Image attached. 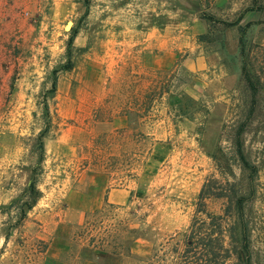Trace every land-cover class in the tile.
Segmentation results:
<instances>
[{"label": "rangeland", "instance_id": "1", "mask_svg": "<svg viewBox=\"0 0 264 264\" xmlns=\"http://www.w3.org/2000/svg\"><path fill=\"white\" fill-rule=\"evenodd\" d=\"M46 4L44 25L13 45L29 52L20 62L34 71L10 73L9 84L12 62L0 69V264H170L196 215L220 216L214 228L226 229L228 199L237 195L246 199L252 264H264V0ZM23 13L32 24L36 14ZM168 22L174 31L202 26L191 41L211 58L210 71L137 69L134 49ZM219 69L232 83L207 91ZM17 78L24 82L13 86ZM124 110L139 133L156 127L165 147L150 176L124 180L130 197L115 205L96 197L140 172L148 145L101 123ZM146 113L153 121L137 120ZM203 185L210 198L199 205ZM89 240L110 258L80 260Z\"/></svg>", "mask_w": 264, "mask_h": 264}, {"label": "crops", "instance_id": "2", "mask_svg": "<svg viewBox=\"0 0 264 264\" xmlns=\"http://www.w3.org/2000/svg\"><path fill=\"white\" fill-rule=\"evenodd\" d=\"M223 2L224 0H214V5H220ZM46 3L47 0H0V69L6 60L12 62L7 66L5 71L6 81L9 84H11L10 79L12 77L10 73L20 72L21 68V71L25 73L34 71L32 69L29 70V64L24 66L20 62L26 58L29 52L18 47L15 48L13 45L14 41L17 42L18 39H20V42L27 41L28 33L34 30V26L39 28L44 25V21L49 16V14L45 12ZM52 4H56V1ZM26 10L29 11L30 16L36 14L35 18L32 20V24L28 23L22 15ZM48 11L50 12L49 7ZM169 24H172V22L166 24L163 33L158 35L150 33L146 35V39L143 40L147 42L146 47L138 48V51L134 49L133 54L136 53L135 59L137 61V69L140 68L152 74H167L181 65L190 73H201V75H204L206 72L210 71L211 58L199 52L198 47H194V42L192 43L191 41L196 35L202 33V26L198 23L200 28L197 24H193L179 31H174L169 27L171 26ZM41 35L42 34H40V37ZM29 37H31V35H29ZM40 37L39 40L41 39ZM36 53L39 55V50H36ZM214 71H216V69ZM221 73L219 69V75L209 80L207 91L210 89L209 87L211 85H215L216 83L229 87L233 78H230L227 74L223 75V73ZM20 82H24V79L17 78L12 84L13 86H17ZM128 115L129 111L124 110V112H119L117 115L111 116L110 119L105 120L101 118V123L106 126L109 132L117 131V133H125L130 131V133H135L134 137L136 139L139 138V141H148L147 148L140 152V157L138 154V159H140V161H137L138 168L141 165L142 168L141 171H138L136 174L121 176L120 179L117 180L121 183V186L116 189H110L106 193L103 192L101 197H96V200L101 202L106 201L107 203L115 205L124 204L130 197L132 191L127 187L126 183L128 181L124 180H130L128 184L131 182L135 183V181L139 182L144 176H150L151 171H155L157 165L162 160L160 154L165 144L158 142L156 127L154 129L148 128L147 131L139 133L138 130L130 127ZM150 117L151 116L147 113L142 114V116L136 115L137 120L142 123L147 119L150 122L153 121ZM141 173L143 174L141 175ZM95 177V175L92 176V182L89 183L90 185L95 183ZM102 180L106 185H109L111 182L107 177Z\"/></svg>", "mask_w": 264, "mask_h": 264}, {"label": "trees", "instance_id": "3", "mask_svg": "<svg viewBox=\"0 0 264 264\" xmlns=\"http://www.w3.org/2000/svg\"><path fill=\"white\" fill-rule=\"evenodd\" d=\"M198 1L203 7V0ZM213 1L211 0V3ZM239 44L241 46V39ZM241 54L243 56V50ZM176 116L180 117V112H177ZM238 155L243 159L240 148H238ZM206 198H210V196L206 191V186L203 185L197 196V203L202 204ZM245 201L246 199L241 195L228 199V210L233 208L234 213L226 215V220L229 221L225 230L214 228L216 220H225L222 217L206 214V219H199L196 215L188 229L182 234L184 241L182 252L176 253L174 250V256L177 258L175 261H171L170 264H228L229 262L232 264H252L251 249L248 242L249 229L245 223L243 213ZM30 208L31 206L27 207V209ZM196 212L198 214L201 211L197 210ZM25 217L24 213L21 214L18 223L22 222ZM198 220L201 222L200 226H196ZM111 255L104 248H96L93 242L89 240L88 243L82 245L79 258L82 261H94V259L110 258ZM124 256L133 257L129 247L125 250ZM148 258L149 256L137 257V260L144 261Z\"/></svg>", "mask_w": 264, "mask_h": 264}, {"label": "built area", "instance_id": "4", "mask_svg": "<svg viewBox=\"0 0 264 264\" xmlns=\"http://www.w3.org/2000/svg\"><path fill=\"white\" fill-rule=\"evenodd\" d=\"M23 14H25V13H23Z\"/></svg>", "mask_w": 264, "mask_h": 264}, {"label": "bare ground", "instance_id": "5", "mask_svg": "<svg viewBox=\"0 0 264 264\" xmlns=\"http://www.w3.org/2000/svg\"><path fill=\"white\" fill-rule=\"evenodd\" d=\"M68 27V26H67Z\"/></svg>", "mask_w": 264, "mask_h": 264}]
</instances>
